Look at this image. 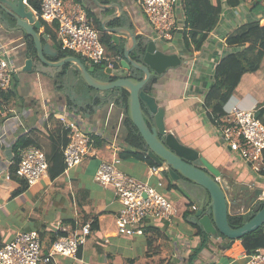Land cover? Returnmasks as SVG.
I'll use <instances>...</instances> for the list:
<instances>
[{
    "label": "crops",
    "instance_id": "crops-1",
    "mask_svg": "<svg viewBox=\"0 0 264 264\" xmlns=\"http://www.w3.org/2000/svg\"><path fill=\"white\" fill-rule=\"evenodd\" d=\"M37 1L40 4V0ZM74 1L92 15L100 35L109 36L111 41L112 34L102 30L100 21L117 15L118 9L109 6L117 5L121 16L107 26L130 28L136 36L155 40L162 51L178 54L183 63L169 68L152 85L151 95L164 109L166 131L183 145L196 150L230 181L264 188V152L260 160L261 171L256 174L222 141L219 124L211 123L204 106L214 79V67L228 51L224 35L252 19H259L264 25V0H242L236 7H228L223 2L219 22L209 33L199 55L187 53L183 48L182 0L175 9L177 29L170 43L154 39L151 27L135 0H97L105 5L104 8L92 0ZM26 2L36 18V10L28 0ZM45 27L50 28L41 24L38 32L47 35L43 39V44L50 47L44 55L47 60L52 62L67 55L80 57L72 53L61 54L56 35L54 43L45 33ZM116 37L119 42H112L122 49L127 37L124 34ZM30 39L21 31L9 30L0 16V55L5 52L15 69L10 89L1 95L0 245L11 241L18 232L36 231L43 252H47L59 225L78 227L96 221L95 230L75 258L58 257L49 264H243L246 253L239 240L229 241L220 235L202 237L197 233L196 226L185 218V214L189 205L198 207V204L168 179L166 169L150 175L151 166L147 162L121 156L130 149L125 140L124 110L105 94L88 90L78 70L70 63L63 64L61 68L41 65L29 53ZM29 56L41 68L24 71V63ZM79 59L84 60L82 57ZM86 67L89 68V64ZM122 69L125 73L130 71ZM96 97L109 101L95 105ZM68 99L75 101L81 110L68 109ZM89 105L92 111L86 110ZM233 106L252 110L255 118L264 124V57L257 70L240 77L223 106L225 113ZM62 110L70 112L90 136L99 138L101 144L96 146L94 141L91 152L79 165L70 170L63 166L60 173L53 175L49 171L53 153L60 150L62 153L66 138V131L57 120V114ZM21 138L28 140L29 146L41 149L49 164L48 174L33 186H27L23 179L12 174L9 179L5 178L7 170H13L19 150L15 151L13 147ZM116 159H119L118 168L138 181L155 184L163 178L165 186L161 192L173 207L171 223L152 221L150 231L143 235L126 236L116 232L115 220L120 209L118 198L112 187H102L93 178L100 163Z\"/></svg>",
    "mask_w": 264,
    "mask_h": 264
},
{
    "label": "built area",
    "instance_id": "built-area-1",
    "mask_svg": "<svg viewBox=\"0 0 264 264\" xmlns=\"http://www.w3.org/2000/svg\"><path fill=\"white\" fill-rule=\"evenodd\" d=\"M25 3L26 0H23ZM151 27L154 39L162 42L173 40L176 27L175 9L180 0H135ZM36 19L49 26L55 33L62 51L79 55L90 67L103 65L111 70V76L129 74L120 67L122 57L109 55L100 42L99 31L94 20L80 3L74 0H40ZM198 50L193 51L199 55ZM15 69L7 55H0V114L1 95L10 89ZM57 120L66 131L67 144L62 149L65 170H70L91 152L92 136L80 126L79 121L66 110L57 114ZM222 141L231 152L237 154L252 171H261V156L264 152V124L255 118L252 110L238 106L226 110V115L218 126ZM144 157H147L144 153ZM14 172H6L5 178L15 175L27 184L35 185L48 174L49 164L41 149L29 146L19 149L15 155ZM119 159L102 162L98 166L94 181L102 187H112L120 203L116 215V232L121 235H143L152 221L172 222V203L161 189L163 178L150 184L138 181L118 168ZM165 170L164 165L150 167V175ZM264 195V192H263ZM196 205H189L186 213L193 216ZM59 234L43 252L39 234L36 231L18 232L11 241L0 245V264H49L58 257L75 258L87 238L93 233L90 223L78 227L59 225ZM243 264H264V248L246 254Z\"/></svg>",
    "mask_w": 264,
    "mask_h": 264
},
{
    "label": "water",
    "instance_id": "water-1",
    "mask_svg": "<svg viewBox=\"0 0 264 264\" xmlns=\"http://www.w3.org/2000/svg\"><path fill=\"white\" fill-rule=\"evenodd\" d=\"M92 1L100 8L105 7L97 0ZM109 6L116 7L118 14L102 19L101 28L104 32L112 34L115 44L119 42L117 35L124 34L127 37L122 46L120 64L126 70L133 69L141 73L140 78L120 75L115 76V80L100 79L94 75L93 67H86L73 55L52 62L47 60L44 55L50 47L43 44L47 35H40L38 30L41 23L23 0H0V16L9 30L21 31L25 36L31 37L34 59L41 65L61 68L63 64L70 63L78 70L80 79L89 88L105 94L107 98L112 94L119 95L115 90L127 93L126 116L146 146L144 153L156 164L164 165L168 179L197 202L198 207L193 218L205 235H220L229 241H237L264 226V188L230 181L200 157L196 150L183 145L172 133L166 131L164 109L159 107L153 95L143 90L152 77H161L169 68L181 65L183 60L176 53L162 51L155 40L141 36L145 39L142 42L130 28L107 26L121 16L119 6ZM139 46L142 47L141 52L133 56ZM49 53L55 55L54 52ZM34 59L30 56L27 58L24 71L41 68L35 65ZM105 73L110 75L111 70L105 69ZM250 211H253L254 215L248 221L236 228L230 225L231 217Z\"/></svg>",
    "mask_w": 264,
    "mask_h": 264
},
{
    "label": "trees",
    "instance_id": "trees-1",
    "mask_svg": "<svg viewBox=\"0 0 264 264\" xmlns=\"http://www.w3.org/2000/svg\"><path fill=\"white\" fill-rule=\"evenodd\" d=\"M242 0H182L181 7L184 13V30L182 33V43L185 52H191L198 50L200 51L204 47V43L208 40L209 33L214 30L219 22L220 15L222 13V4L224 2L228 7H236L241 3ZM29 4L38 11L39 3L37 0H28ZM88 16L92 15L87 12ZM45 33L49 35V38L55 42V33L48 27H45ZM142 42L145 41L141 36H138ZM100 42L103 44L105 50L109 55H119L122 57V49L115 45L109 36H102ZM224 44L227 46L228 51L219 59L218 63L215 65L213 70L214 79L209 91L205 97V109H207V116L212 124L218 125L222 122L226 113L223 109L225 102L227 101L229 95L233 88L239 82L240 77L246 72H253L257 70L260 63L264 57V25H261L259 19H252L226 35H224ZM29 53L34 54L33 43L30 39L28 42ZM142 47L139 46L133 56H136L141 52ZM61 54H69L60 50ZM80 58V57H78ZM82 60V59H81ZM83 62V60H82ZM84 63V62H83ZM95 70H99V74L94 72V75L103 80H115L117 77L110 76L105 73L103 65L94 66ZM77 72V71H76ZM123 76H133L136 78L141 77V73L131 69L129 74ZM156 77H152L148 83L144 86V91L148 94L152 92V85L156 81ZM84 84V82H83ZM84 86L90 90H95L89 88L84 84ZM114 92V91H113ZM119 95L112 94L109 98L118 107L124 110V127L126 130V143L129 145L130 149L127 152L121 153L123 158L133 157L139 160L147 162L150 166L157 165L149 157H144V152L146 151V146L138 134L137 129L131 123V121L126 116V98L127 93L121 90H115V93ZM108 98V99H109ZM109 100L103 97H96L94 99V104H104ZM68 109L77 112L76 110H81L75 104V101L68 99L67 101ZM92 111V107L87 106L86 110ZM82 110H84L82 108ZM84 110V111H86ZM66 133V132H65ZM63 147L67 144L68 139L64 137ZM95 141V145L99 146L101 141L98 137H92ZM30 142L26 139H18L15 143L13 149L16 151L21 148L29 146ZM63 156L60 151H55L53 153V164L52 169L49 171L53 175L60 173L63 169ZM14 168L11 172H14ZM254 215L253 211H250L244 215H239L236 217H231L229 220L230 225L233 228L239 227L244 222L248 221ZM185 218L197 228V233L201 234L202 237L206 236L193 216L186 213ZM91 228L95 230L96 221H93ZM150 231V227L144 230V233ZM59 234L53 238L55 240ZM205 241V240H204ZM203 241V242H204ZM246 254H251L255 250L264 248V226L258 228L254 232L248 233L239 240Z\"/></svg>",
    "mask_w": 264,
    "mask_h": 264
},
{
    "label": "rangeland",
    "instance_id": "rangeland-1",
    "mask_svg": "<svg viewBox=\"0 0 264 264\" xmlns=\"http://www.w3.org/2000/svg\"><path fill=\"white\" fill-rule=\"evenodd\" d=\"M95 27V26H94ZM96 28V27H95ZM99 38H101V35H100V33H99ZM163 43H170V42H167V41H165V42H163ZM191 52H193V51H191ZM83 62L86 64V65H88L87 63H86V61L85 60H83ZM103 69H104V67H103ZM96 72H99V70H95ZM76 115V114H75ZM246 261V260H245Z\"/></svg>",
    "mask_w": 264,
    "mask_h": 264
}]
</instances>
